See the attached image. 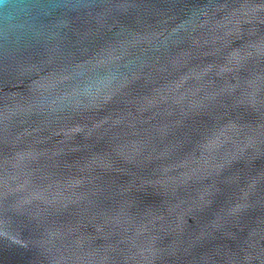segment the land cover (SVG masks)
<instances>
[{"label":"water","instance_id":"water-1","mask_svg":"<svg viewBox=\"0 0 264 264\" xmlns=\"http://www.w3.org/2000/svg\"><path fill=\"white\" fill-rule=\"evenodd\" d=\"M0 264H264V0H0Z\"/></svg>","mask_w":264,"mask_h":264}]
</instances>
